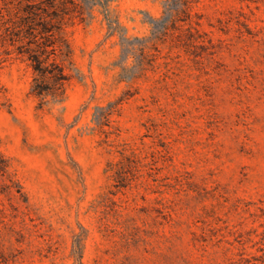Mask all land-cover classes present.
<instances>
[{
    "label": "rangeland",
    "instance_id": "rangeland-1",
    "mask_svg": "<svg viewBox=\"0 0 264 264\" xmlns=\"http://www.w3.org/2000/svg\"><path fill=\"white\" fill-rule=\"evenodd\" d=\"M0 264H264V0H0Z\"/></svg>",
    "mask_w": 264,
    "mask_h": 264
}]
</instances>
